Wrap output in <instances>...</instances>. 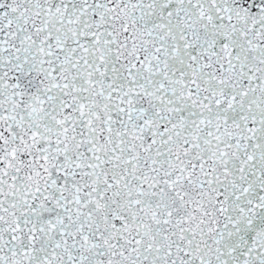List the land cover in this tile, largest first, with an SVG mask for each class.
<instances>
[{
	"label": "snow or ice",
	"instance_id": "obj_1",
	"mask_svg": "<svg viewBox=\"0 0 264 264\" xmlns=\"http://www.w3.org/2000/svg\"><path fill=\"white\" fill-rule=\"evenodd\" d=\"M0 264H264V0H0Z\"/></svg>",
	"mask_w": 264,
	"mask_h": 264
}]
</instances>
